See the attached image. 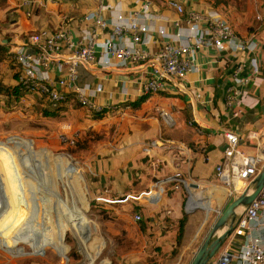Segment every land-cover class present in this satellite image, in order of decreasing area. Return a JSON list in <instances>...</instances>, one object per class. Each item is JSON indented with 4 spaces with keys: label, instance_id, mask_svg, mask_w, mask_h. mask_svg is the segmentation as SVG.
<instances>
[{
    "label": "crops",
    "instance_id": "1",
    "mask_svg": "<svg viewBox=\"0 0 264 264\" xmlns=\"http://www.w3.org/2000/svg\"><path fill=\"white\" fill-rule=\"evenodd\" d=\"M140 1L103 0L109 9L102 13V17L111 27L115 25L119 13L129 14ZM150 1L152 15L156 19L152 23L151 43L146 49L154 52L162 41L176 40V30L172 26L176 15L167 7L168 0ZM178 1L185 13L216 12L239 40H252L257 44L256 53L202 49L197 58L200 71L188 74L184 84L198 97L171 89L149 97H139L137 89L146 75V70L141 67L81 69L77 79L79 86L89 84L102 87V92L94 98L98 104H118L122 89H127L130 109L125 111L124 116L109 110L103 115H92L71 100L61 103L58 110L53 112L41 99L46 105L43 108L55 113L61 121L57 134L61 126L68 125L72 132L77 133V142L91 149L92 154L85 161L88 160L92 174L93 200L112 212L111 215L117 219L126 217V212L133 207L134 214L145 211L140 202L141 196L148 192L155 193L147 201L159 200V196L161 201L163 194L165 196L170 192L176 201L175 206L172 204L173 212H176L180 206V192L164 189L165 193L161 195V190H157L159 181L180 176L196 183L212 182L214 167L222 158L224 131L238 134L241 147L250 151L256 149L259 141L247 140V135L257 133L264 136V0H242L239 8L226 4L227 0ZM96 9V0H0V113L8 109L6 104L9 100L10 110H16L12 116L26 118L29 114H23L22 107L29 109V112L32 109V96L20 93L17 85L19 69L11 60V54L22 40L40 30L59 29L67 30L74 40L86 37L94 25L85 21L84 17ZM257 16L260 21L256 20ZM181 26L183 28L184 24ZM160 31L166 34V39L158 37L156 33ZM236 78L246 79L248 83L238 84ZM12 90L18 95L16 99H22L15 108L11 107L15 100L10 95ZM233 92L236 93L235 100L228 107L227 97L232 96ZM236 110H241V113L234 116ZM161 112L171 116L173 127L166 128ZM160 135L180 144L181 151L168 145L162 148L150 146ZM32 148V142L27 139H19L15 144L19 158ZM91 155H94L93 158ZM203 194L205 192L199 196L203 197L201 200H208ZM147 204L150 208L158 206ZM203 224L204 221L200 227ZM238 245L236 239L234 246Z\"/></svg>",
    "mask_w": 264,
    "mask_h": 264
},
{
    "label": "built area",
    "instance_id": "2",
    "mask_svg": "<svg viewBox=\"0 0 264 264\" xmlns=\"http://www.w3.org/2000/svg\"><path fill=\"white\" fill-rule=\"evenodd\" d=\"M96 1V11L84 17L85 21L94 25L86 37L74 40L65 29L40 30L26 36L15 48L11 60L19 69L17 85L22 95L38 96L51 110H57L61 103L71 100L92 115H103L109 110L124 116L125 111L130 109L127 89H122L121 101L118 104H98L94 98L102 92V87L89 84L79 86L77 79L81 69L89 71L94 67L116 70L141 67L146 70V75L137 89L139 97H149L169 89L198 97L184 84L188 74L200 71L197 58L202 49L213 48L218 52L229 50L232 53L252 54L257 51L254 41L239 40L228 23L216 12L185 13L178 0H168L167 7L176 15V19L172 21L176 40L162 41L154 52H150L146 47L151 43L152 23L156 19L152 15L150 0L138 2L129 14L119 13L115 25L111 27L102 17V13L108 11V6L103 0ZM256 20L260 21V17L257 16ZM156 34L166 39L163 31ZM235 81L242 85L248 83L246 79L236 78ZM235 96L236 93L233 92L232 96L227 97L226 106L233 105ZM21 102L22 99H15L11 107L15 108ZM240 113L241 110H236L233 115ZM160 116L166 128L174 126V121L168 113L161 112ZM57 139L60 144L73 148L78 141V135L72 132L68 125H63ZM223 139L226 149L220 162L214 167L213 183L224 189L228 197L235 198L254 179L264 163V136L261 137L257 133L247 135V140L259 141L254 151L242 148L241 137L232 131H224ZM165 145L181 151L180 144L161 135L150 143L152 147L162 148ZM239 183L240 190L233 191L234 185ZM197 184L189 178L170 176L159 181L157 190H161L162 195L165 193L164 189L188 191L189 185L198 187ZM152 193L155 192L146 193V196L142 197L144 201H147ZM160 197L159 200L150 199L147 203L156 206ZM132 221L138 223L139 215L134 214ZM263 233L264 191L243 210L231 236L207 264H264ZM236 239L239 241L237 247L234 246ZM99 255L100 252L96 258ZM78 264L90 263L87 259Z\"/></svg>",
    "mask_w": 264,
    "mask_h": 264
},
{
    "label": "rangeland",
    "instance_id": "3",
    "mask_svg": "<svg viewBox=\"0 0 264 264\" xmlns=\"http://www.w3.org/2000/svg\"><path fill=\"white\" fill-rule=\"evenodd\" d=\"M226 4L239 8L242 0H227ZM31 100L30 112L24 107L21 110L29 114L26 118L11 115L16 110H10V100L8 109L0 113V206L16 213L11 217L0 212V264H78L88 256L93 260L95 247L101 245L94 264H189L192 252L234 196L228 197L213 181L198 183L189 191H179L176 212L170 192L153 208L143 200V194L140 203L145 211L137 213L138 223L132 221L134 207L126 217L117 219L93 200L92 174L85 161L91 149L82 144L73 148L60 144L56 131L61 121L43 108L46 105L41 99L32 96ZM19 139L33 145L20 158L15 151ZM64 159L72 164H64ZM215 190L222 197L219 201L211 203L199 197ZM73 209L83 215L86 224L76 232L57 233ZM239 210L241 214L243 210ZM16 217L44 225L52 235L34 234L18 224Z\"/></svg>",
    "mask_w": 264,
    "mask_h": 264
},
{
    "label": "water",
    "instance_id": "4",
    "mask_svg": "<svg viewBox=\"0 0 264 264\" xmlns=\"http://www.w3.org/2000/svg\"><path fill=\"white\" fill-rule=\"evenodd\" d=\"M225 149L226 145L222 147V151ZM239 186H241L240 183ZM263 191L264 163L254 179L249 182L240 195L232 199L229 205L212 224L205 239L193 254L189 264H207L231 236L240 217V214L236 213L237 210L240 208L242 210L247 209Z\"/></svg>",
    "mask_w": 264,
    "mask_h": 264
},
{
    "label": "bare ground",
    "instance_id": "5",
    "mask_svg": "<svg viewBox=\"0 0 264 264\" xmlns=\"http://www.w3.org/2000/svg\"><path fill=\"white\" fill-rule=\"evenodd\" d=\"M64 161V164L66 163L67 165L68 164H72L70 161L68 160H63ZM4 183V182H3ZM241 186H239V184H236L234 185V188H233V191H236V190H240ZM210 190V189H209ZM208 200L209 202L212 203V200H220L222 199V197L218 194V191L215 190L214 191V194H213V191H210V192H205V194H203ZM221 205V203H220ZM68 206V205H67ZM187 206V204H186ZM10 207V206H9ZM239 210V209H238ZM238 210H237V214H238ZM241 210V208H240ZM239 210V211H240ZM0 212L8 215V216H15V212L14 210H10L8 209V207H5L4 205L0 206ZM17 220V223L20 224V225H23L25 226L29 231H32L34 234H40V235H52L50 229H47L45 228L44 225H38V224H32V223H29V222H26L29 218H27V220H21L20 218L16 217L15 218ZM86 224V221L84 220V217L81 213H79L77 210L73 209L70 211V215H68L67 217H65L64 219V227L61 228V229H56L57 230V233L59 232H63V231H66V230H71V231H77V227H81L83 225ZM77 234V233H76ZM97 249L96 251V254L94 256V259L96 258L97 254L100 252L101 248H102V245L101 246H98V247H95ZM90 256L87 257L88 261L90 264H93L94 262V259L91 260L89 259Z\"/></svg>",
    "mask_w": 264,
    "mask_h": 264
},
{
    "label": "trees",
    "instance_id": "6",
    "mask_svg": "<svg viewBox=\"0 0 264 264\" xmlns=\"http://www.w3.org/2000/svg\"><path fill=\"white\" fill-rule=\"evenodd\" d=\"M6 92H7V90H5ZM10 95H12L13 97H15L14 99H16V98H18V95H17V93H16V91L14 90H12L11 91V94ZM132 106H136V105H132ZM58 110V109H57ZM57 110H52L53 112H56ZM54 113H52V115H53ZM77 144H79V142H76V145ZM180 233H181V228H180Z\"/></svg>",
    "mask_w": 264,
    "mask_h": 264
}]
</instances>
